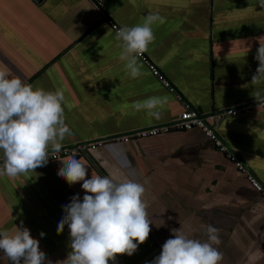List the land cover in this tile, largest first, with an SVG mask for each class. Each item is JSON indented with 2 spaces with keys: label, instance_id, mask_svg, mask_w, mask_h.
Wrapping results in <instances>:
<instances>
[{
  "label": "crops",
  "instance_id": "0c3cea01",
  "mask_svg": "<svg viewBox=\"0 0 264 264\" xmlns=\"http://www.w3.org/2000/svg\"><path fill=\"white\" fill-rule=\"evenodd\" d=\"M103 3L108 14L91 0H0V70L34 88L63 91L65 122L73 133L63 146L172 123L185 104L204 116L244 107L223 117L218 133L264 184V107L252 96L254 90L264 95V82L251 84L258 67L255 38L264 36L261 0ZM150 13L163 23L152 26L155 40L144 53L182 101L141 59L140 77L132 79L124 70L108 20L132 27ZM152 96L167 97L159 120L133 107ZM139 144L140 149L112 142L80 158L88 179L92 173H117L146 189L149 239L114 264H150L172 229L182 227L189 238L204 242L209 224L220 230L219 264H264V199L202 130H173ZM61 166L60 160L50 161L15 178L0 177V231L23 222L53 264L71 251L67 226L57 233L62 206L85 195L82 182L69 186L58 176Z\"/></svg>",
  "mask_w": 264,
  "mask_h": 264
},
{
  "label": "clouds",
  "instance_id": "9594fccd",
  "mask_svg": "<svg viewBox=\"0 0 264 264\" xmlns=\"http://www.w3.org/2000/svg\"><path fill=\"white\" fill-rule=\"evenodd\" d=\"M157 22L163 23V18L150 13L141 24L124 26L116 32L120 59L132 79L143 74L138 58L155 40L152 26ZM255 39L259 47L254 57L258 67L252 75L253 85L264 82V36ZM252 96L258 108L264 107L260 91L254 90ZM165 103L167 97L152 96L135 102L133 107L159 120V108ZM64 104L62 90L34 88L20 77L9 78L6 71L0 70V177L15 178L47 166L50 154L57 159L63 141L73 135L65 122ZM57 160L62 165L58 176L69 186L82 182L85 192L82 201L77 194L62 206L64 216L57 233L62 234L67 226L71 251L66 260L57 264H114L117 256H132L149 239L153 224L143 199L144 185L132 179H119L117 173L103 177L92 173L88 179V169L75 155ZM171 231L172 238L165 241L160 255L150 264H219L222 260V253L215 246L221 242L220 230L214 225H207L204 242L189 238L182 227ZM0 251L4 264H53L23 222L12 230L0 231Z\"/></svg>",
  "mask_w": 264,
  "mask_h": 264
},
{
  "label": "built area",
  "instance_id": "2783aa9c",
  "mask_svg": "<svg viewBox=\"0 0 264 264\" xmlns=\"http://www.w3.org/2000/svg\"><path fill=\"white\" fill-rule=\"evenodd\" d=\"M99 9L104 8L103 0H93ZM103 13V12H102ZM104 15V14H103ZM105 16V15H104ZM111 28L117 32L121 27L113 20H108ZM139 59H141L152 72V74L157 77V79L163 83V85L172 93L177 96V98L182 101L183 97L177 94V91L173 84L165 77V75L159 70V68L143 53ZM245 109H229L222 112H217L212 116H204L200 111L193 108L190 104H185L184 110L181 112L180 116L176 118L172 123L155 125L151 127L141 128L125 133H120L115 136L101 138L96 141L78 143L71 146H63L61 151L56 155L57 159L67 158L73 155L84 154L87 151L95 150L103 145H107L112 142H120L124 144H132L136 141H141L144 139L157 137L159 135L169 134L173 130L180 131H192L194 129H200L204 132L205 136L209 138L215 145V147L226 156V158L236 165L237 169L241 174L246 176L247 180L250 182L252 187L261 194L264 199V184L262 181L253 175L245 163L238 157V155L226 144L225 139L216 131L214 123L217 120L222 119L225 116H236L238 112ZM50 161H57V159H52L51 154L49 156Z\"/></svg>",
  "mask_w": 264,
  "mask_h": 264
},
{
  "label": "water",
  "instance_id": "95a60500",
  "mask_svg": "<svg viewBox=\"0 0 264 264\" xmlns=\"http://www.w3.org/2000/svg\"><path fill=\"white\" fill-rule=\"evenodd\" d=\"M36 3H38V4H41L44 0H34ZM92 1V3H93V5L100 11V12H104V13H107V12H105V10H104V8L103 9H99L97 6H96V3H95V1H93V0H91ZM105 3V2H104ZM108 14V13H107ZM177 94H179L180 95V92L179 93H177ZM194 108V107H193ZM215 113V112H214ZM213 113V114H214ZM181 114V113H180ZM223 120H219V121H217V122H215L214 123V126H215V129H216V131L218 132V127H220V123L222 122ZM137 130V129H136ZM220 134V133H219ZM132 145H135V146H137L139 149H140V144H139V141H136V142H134V143H132ZM71 146V145H70ZM237 154V153H236ZM76 156V158L77 159H80L81 158V154H78V155H75ZM247 166V165H246ZM249 168V167H248ZM249 171H251L250 170V168H249Z\"/></svg>",
  "mask_w": 264,
  "mask_h": 264
}]
</instances>
